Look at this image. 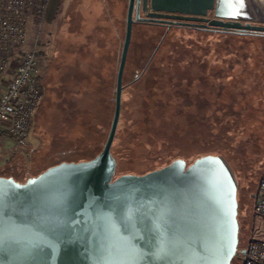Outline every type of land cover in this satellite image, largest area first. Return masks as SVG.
Masks as SVG:
<instances>
[{
	"label": "rangeland",
	"instance_id": "374dc122",
	"mask_svg": "<svg viewBox=\"0 0 264 264\" xmlns=\"http://www.w3.org/2000/svg\"><path fill=\"white\" fill-rule=\"evenodd\" d=\"M70 1L64 0L52 23L30 27V36L40 41L45 98L22 147L8 136L0 138L4 151L18 152L15 167L0 169L3 177L25 182L59 164L89 161L107 141L120 64L115 53L123 47L126 24L119 27L104 0H79L81 9L69 10L61 25ZM128 6L129 0L127 13ZM255 59L264 64V35L180 26L166 31L135 23L112 147L115 178L145 175L179 159L190 165L203 156H222L240 188V244L233 264H243L239 251L252 239H264V218L255 212L264 134L245 124L248 110L241 103L247 91L264 106V81L257 84L259 77L247 68Z\"/></svg>",
	"mask_w": 264,
	"mask_h": 264
},
{
	"label": "water",
	"instance_id": "95a60500",
	"mask_svg": "<svg viewBox=\"0 0 264 264\" xmlns=\"http://www.w3.org/2000/svg\"><path fill=\"white\" fill-rule=\"evenodd\" d=\"M137 22L264 34L227 0H129L104 148L89 161L59 164L25 182L0 176V264H232L237 256L238 181L222 156L115 178L112 147Z\"/></svg>",
	"mask_w": 264,
	"mask_h": 264
},
{
	"label": "built area",
	"instance_id": "2783aa9c",
	"mask_svg": "<svg viewBox=\"0 0 264 264\" xmlns=\"http://www.w3.org/2000/svg\"><path fill=\"white\" fill-rule=\"evenodd\" d=\"M49 1L0 0V133L18 142L28 138L45 98L40 41L38 36H30V27L43 23ZM2 151L0 145V154ZM255 212L264 218V175ZM245 251L243 264H264V239H252Z\"/></svg>",
	"mask_w": 264,
	"mask_h": 264
},
{
	"label": "crops",
	"instance_id": "0c3cea01",
	"mask_svg": "<svg viewBox=\"0 0 264 264\" xmlns=\"http://www.w3.org/2000/svg\"><path fill=\"white\" fill-rule=\"evenodd\" d=\"M77 1H79V0H71L70 1V6L67 8L65 16H62V18H61V21H60L61 25L64 24L63 22L65 21V17L68 15L67 13L69 10L79 11L81 9V6H79L77 4ZM82 1L88 2V1H92V0H82ZM104 1L106 3L105 6L108 9H110L113 17L117 19V23H118L119 27H122V26L125 27L126 17H127L128 0H104ZM109 1L112 2L110 4V6L114 5L113 7H109V5L107 4ZM227 1L234 5L236 16L238 18H242V19L250 18L253 21H255V24L264 26V4H263L264 0L263 1L262 0H227ZM63 2H64V0H50L49 1L47 14H46V17H45V20L43 21V23H45V22L52 23L55 20V17L57 15V13L59 12L60 7L63 4ZM255 4L259 5L258 6L260 9L259 12H256V10L254 8V6H257ZM248 8H249V11L247 10ZM98 28H102V26L99 25ZM122 48H123L122 45H120L117 53H115V58H117L118 60L121 58ZM41 79H42V77H41ZM0 135L2 137L8 136L7 133H0ZM22 143L23 142H20L21 147H22ZM4 150L5 149H3L2 153H1V154H5V155L2 158L3 160L0 162L2 165V166H0V169L1 168L11 169V167H15V165H13L14 161L10 165H7V161L9 159H11L12 157L15 159L18 152H17V150H14L12 153H10L7 151V149H6V151H4Z\"/></svg>",
	"mask_w": 264,
	"mask_h": 264
},
{
	"label": "trees",
	"instance_id": "16d2710c",
	"mask_svg": "<svg viewBox=\"0 0 264 264\" xmlns=\"http://www.w3.org/2000/svg\"><path fill=\"white\" fill-rule=\"evenodd\" d=\"M208 31V30H207ZM213 31H222V30H213ZM225 32V31H223ZM228 34H242V33H237V32H226ZM247 35H252V36H257V35H264V34H261V33H257V34H250V33H247ZM264 61V60H263ZM150 66V65H149ZM247 65H245L246 67ZM251 65H248L247 68L250 70H252V73H254L257 77H259V79L257 80V84L261 83L262 81H264V64L261 63V60L259 61V63H257V60L255 59V63L252 65V67H250ZM244 67H241V72H242V69ZM237 71V69H236ZM235 71V72H236ZM240 73V72H239ZM239 75V74H238ZM239 77H244L242 74H240ZM244 78H247V77H244ZM238 82V84L240 83V80L237 79L236 80ZM41 84L43 86V83H42V79H41ZM247 92V91H246ZM246 92H244V99H242V104H246L245 106L247 107V117L245 118L244 122L247 126H249V128H252L253 131H254V134L258 135L259 132H261L262 134H264V106L260 105V107L256 104V99H251L249 96L246 95ZM102 93V96L105 98V99H109L108 96H106L104 94V92H100ZM99 94V92H98ZM100 96V94L98 95ZM170 96V94H169ZM168 96V97H169ZM180 96V95H179ZM100 98V97H99ZM104 98H101V99H104ZM110 101L113 103H115V91H114V95H112V97L110 98ZM253 102L255 103V106H253ZM90 119V118H89ZM121 119V118H120ZM83 129V128H82ZM260 133V134H261ZM259 137V136H258ZM101 153V152H100ZM99 153V154H100ZM98 154V155H99ZM97 155V156H98ZM14 161V158L12 157L11 159H9L7 161V165H10L12 162ZM2 176V175H0ZM239 244H240V234H239ZM243 250H246V247L242 248L239 253H241V251ZM242 254V253H241ZM238 258V257H236ZM236 258H234V260L232 261V264L234 263V261L236 260Z\"/></svg>",
	"mask_w": 264,
	"mask_h": 264
},
{
	"label": "flooded vegetation",
	"instance_id": "af4514ba",
	"mask_svg": "<svg viewBox=\"0 0 264 264\" xmlns=\"http://www.w3.org/2000/svg\"><path fill=\"white\" fill-rule=\"evenodd\" d=\"M142 17H145V15H141ZM209 18H212V16H208ZM151 25H157V26H161L163 27L166 31L167 30H170L172 29L173 27H178V26H170V25H167V24H154V23H149ZM192 29H196V28H192ZM197 30H207V29H197ZM210 31H213V30H210ZM239 192H240V188L238 187V195H239Z\"/></svg>",
	"mask_w": 264,
	"mask_h": 264
}]
</instances>
